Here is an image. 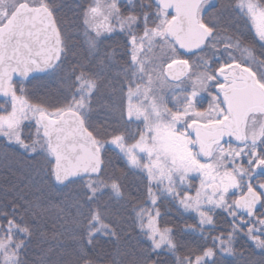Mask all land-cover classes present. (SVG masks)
Instances as JSON below:
<instances>
[{"label": "snow or ice", "instance_id": "1", "mask_svg": "<svg viewBox=\"0 0 264 264\" xmlns=\"http://www.w3.org/2000/svg\"><path fill=\"white\" fill-rule=\"evenodd\" d=\"M0 164V264H264V0H0Z\"/></svg>", "mask_w": 264, "mask_h": 264}, {"label": "trees", "instance_id": "2", "mask_svg": "<svg viewBox=\"0 0 264 264\" xmlns=\"http://www.w3.org/2000/svg\"><path fill=\"white\" fill-rule=\"evenodd\" d=\"M6 178L7 179H11V180H15L16 177L12 176L11 172H9L4 166L3 164H0V184L5 183L6 182ZM107 247H111L110 245H108Z\"/></svg>", "mask_w": 264, "mask_h": 264}]
</instances>
